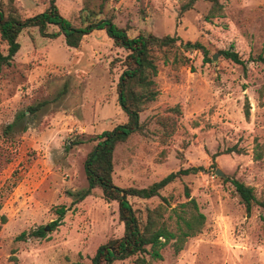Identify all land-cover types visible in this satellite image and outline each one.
Wrapping results in <instances>:
<instances>
[{
  "label": "rangeland",
  "instance_id": "374dc122",
  "mask_svg": "<svg viewBox=\"0 0 264 264\" xmlns=\"http://www.w3.org/2000/svg\"><path fill=\"white\" fill-rule=\"evenodd\" d=\"M1 2L6 14L25 19L51 0ZM220 2L222 16L208 20L207 0H56L76 26L107 17L131 37L178 35L209 52L206 61L203 48L174 47L168 62L158 52L160 94L140 113L142 131L114 152L113 179L121 187L149 186L189 166L208 169L161 190L174 207L187 200L189 187L206 216L202 231L182 251L169 244L163 259L147 264H264V208L256 205L247 214L231 182L235 177L264 197V0ZM18 40L12 65L0 74V264H89L100 245L123 235L124 225L117 202L106 201L101 188L79 202L72 193L88 186L85 161L98 135L127 121L118 82L128 50L106 30L84 36L78 48L64 35L42 36L37 27L25 28ZM229 49L246 67L221 53ZM0 50L7 53L1 37ZM30 107L37 110L30 113ZM129 200L143 221L148 208L162 203L160 196ZM61 206L65 216L52 229ZM39 227H48L45 235L33 236Z\"/></svg>",
  "mask_w": 264,
  "mask_h": 264
},
{
  "label": "trees",
  "instance_id": "16d2710c",
  "mask_svg": "<svg viewBox=\"0 0 264 264\" xmlns=\"http://www.w3.org/2000/svg\"><path fill=\"white\" fill-rule=\"evenodd\" d=\"M207 1H210L212 5L206 18L211 20L214 17L222 16L223 5L220 0ZM51 24L57 26L58 30L49 32L48 27ZM29 27H37L44 37L57 38L64 35L67 45L74 48L81 45L84 36L96 30H106L108 36L117 46L128 50L127 56L122 60L124 70L118 82V101L127 115V121L118 124L112 130H104L98 135V143L85 161L88 186L82 191L72 193L73 196H76L75 201L79 202L92 194L96 187L101 188L106 201L117 202L119 220L124 225L123 235L109 238L100 245L89 264H113L116 260H124L134 255H138L135 264H147L153 260L163 259L162 250L169 244L172 245L175 252L182 251L187 240L202 231L206 216L200 211L198 202L192 196L189 187H185L187 200L174 207L171 206L169 198L161 196V190L183 175L208 171V169L205 166H189L172 171L149 186L121 187L113 179L114 152L116 147L125 142L133 133L142 131L143 124L140 123V113L160 94L157 76L159 73L158 60L161 58L158 52L163 51L164 61L168 62V55L174 47L185 46L189 50L203 48L206 61H210L208 50L201 42H184L178 35L156 36L150 34L145 36L139 34L136 37H131L125 28L119 27L112 18L107 17L91 21L83 26H76L60 12L56 0H51L49 7L43 12L23 19L14 14H6L0 0V37L2 42L7 44V53L0 50V74L4 67L12 65L15 55L21 47L18 40L19 35ZM221 53L226 58L246 67V61L236 51L229 49L222 50ZM178 59L175 57L174 61ZM259 59L264 62V56H259ZM175 109L179 111L178 107ZM36 110V107L28 109L30 113H34ZM249 112L248 104L246 114L248 115ZM25 116L26 110L20 112L16 119L20 120ZM162 122L166 125L165 120ZM15 124L16 121L8 124V128L14 127ZM23 129L26 130L27 126ZM216 156L217 154L213 156V167L216 163ZM257 158H261V155H258ZM231 182L240 196L247 214H251L256 205L264 208V197L260 198L253 186L235 177L231 178ZM130 196L143 199L160 196L162 203L155 208H148L146 219L143 221L130 202ZM65 212V206L57 209L59 218L50 225L52 229L59 225ZM166 213L167 216H165ZM45 233L46 228L39 227L33 231V236L43 237ZM26 235L27 232L24 231L20 237L24 238ZM146 255L149 257L146 258ZM71 264L85 263L78 260Z\"/></svg>",
  "mask_w": 264,
  "mask_h": 264
},
{
  "label": "water",
  "instance_id": "95a60500",
  "mask_svg": "<svg viewBox=\"0 0 264 264\" xmlns=\"http://www.w3.org/2000/svg\"><path fill=\"white\" fill-rule=\"evenodd\" d=\"M213 58H216V56L214 55ZM216 174L220 176H226V174L220 168L216 169ZM46 229H48V227H46Z\"/></svg>",
  "mask_w": 264,
  "mask_h": 264
},
{
  "label": "clouds",
  "instance_id": "9594fccd",
  "mask_svg": "<svg viewBox=\"0 0 264 264\" xmlns=\"http://www.w3.org/2000/svg\"><path fill=\"white\" fill-rule=\"evenodd\" d=\"M58 154H62V152H58Z\"/></svg>",
  "mask_w": 264,
  "mask_h": 264
}]
</instances>
